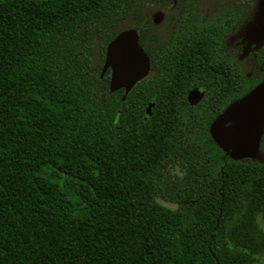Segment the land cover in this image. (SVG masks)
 <instances>
[{"label":"trees","instance_id":"obj_1","mask_svg":"<svg viewBox=\"0 0 264 264\" xmlns=\"http://www.w3.org/2000/svg\"><path fill=\"white\" fill-rule=\"evenodd\" d=\"M158 1L0 0V264H255L264 253V163L231 156L211 132L264 80V60L248 75L225 49L232 16L192 17L201 0H179L171 41H152L142 6ZM129 27L150 69L111 92L105 48Z\"/></svg>","mask_w":264,"mask_h":264},{"label":"rangeland","instance_id":"obj_2","mask_svg":"<svg viewBox=\"0 0 264 264\" xmlns=\"http://www.w3.org/2000/svg\"><path fill=\"white\" fill-rule=\"evenodd\" d=\"M232 1L233 0H229ZM246 19L235 34H231L226 42V50L239 64L249 67L253 70L248 75L258 76L261 72L256 66V61L245 57L248 48L242 46L236 36L243 33V37L253 43H260L264 40V0H248ZM201 4L206 7V0H201ZM148 11L146 14L149 15ZM246 34V36H245ZM241 48V49H240ZM256 68V69H255ZM262 69V67L260 68ZM238 112L234 123H229V117L225 116L216 124V128L224 126V133L219 135L217 129L214 132V138L225 147H235L234 156H245L252 154L258 162L264 163V151L259 152V135L263 126L264 115V80L259 81L251 91L242 98L236 106ZM230 125L234 126L229 131ZM233 131V132H231ZM258 141V143H256ZM251 152V153H250ZM250 153V154H249ZM260 227L264 231V217L259 218ZM255 264H264V253L254 256Z\"/></svg>","mask_w":264,"mask_h":264},{"label":"water","instance_id":"obj_3","mask_svg":"<svg viewBox=\"0 0 264 264\" xmlns=\"http://www.w3.org/2000/svg\"><path fill=\"white\" fill-rule=\"evenodd\" d=\"M110 70L109 78V90L111 92L117 91L119 89H124L125 94H127L133 86L140 80H142L150 69V60L148 54L143 49V46L139 42L138 32L134 28H126L119 31L112 39H110L105 48L104 63L101 71V75L105 71ZM202 92L198 88L190 90L187 94V99L191 104H195L201 97ZM124 97V96H123ZM225 111L212 125L211 132L214 137L215 129H217L218 134L224 133V126L216 128V124L219 123L221 119L225 116L229 117V123L235 122V117H237L236 106ZM152 108V103L147 107V112L150 113ZM264 123V115H263ZM263 127V126H262ZM234 126L230 125L229 131L232 130ZM262 131V129H261ZM233 132V131H231ZM261 135V133H260ZM259 135V137H260ZM216 140V139H215ZM259 140V138H258ZM217 141V140H216ZM224 149L230 150L231 156L240 157H251L253 153L245 156H234L233 152L235 147H225L220 144ZM258 143V141L256 142Z\"/></svg>","mask_w":264,"mask_h":264},{"label":"flooded vegetation","instance_id":"obj_4","mask_svg":"<svg viewBox=\"0 0 264 264\" xmlns=\"http://www.w3.org/2000/svg\"><path fill=\"white\" fill-rule=\"evenodd\" d=\"M206 3H208L206 7L202 4L196 6L194 13L191 12V14H193L192 17L194 15L197 17L195 13H199L208 18H213L220 12H224L223 15H227L228 21H230L229 14L232 16V20L235 21V28L229 31L224 39L226 49L227 40L232 38L230 37L231 34H235L246 19L247 9L250 6L249 1L233 0L232 2L229 0H206ZM182 7V3H179V0H169L167 2L160 0L156 4L150 2L145 3L142 6L141 18L142 23L146 26L145 33L149 36V39L152 41H158L160 44L164 45H166L168 41H171L175 26L183 13ZM148 11H150L149 15L146 14ZM234 39L242 42L241 47L246 46L248 48V53L245 57L247 56V58L256 60L261 58L264 60V40H261L259 44L253 43L247 38H244L243 33L240 36H236ZM143 49L145 50L144 47Z\"/></svg>","mask_w":264,"mask_h":264}]
</instances>
